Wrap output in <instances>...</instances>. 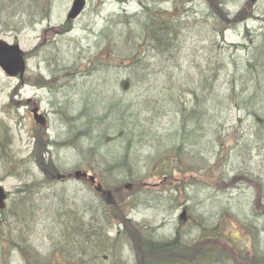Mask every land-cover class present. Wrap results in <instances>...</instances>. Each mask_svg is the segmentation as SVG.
Returning a JSON list of instances; mask_svg holds the SVG:
<instances>
[{"label":"trees","instance_id":"16d2710c","mask_svg":"<svg viewBox=\"0 0 264 264\" xmlns=\"http://www.w3.org/2000/svg\"><path fill=\"white\" fill-rule=\"evenodd\" d=\"M21 1L0 0V18L9 16L13 4L19 3V7ZM35 1L37 6L45 2ZM138 1L142 5L140 13L116 18L119 24L129 28L128 35L120 36L109 31L108 35L100 39V43H104V49L114 54L110 35L126 38L125 48L130 50L127 63L120 62V65H116L117 61L114 59H104L101 62V58L85 57L83 59L86 64L82 66L74 60L70 63L61 58L53 48L51 54L54 56L48 64L51 80L37 77L40 86H44L42 88H53L58 80L82 90L79 93L83 95L82 99L71 101L72 104L69 102L68 106H60L62 120L67 126L65 140L69 143L68 150L77 152L80 161L84 163L77 167L94 171L97 165L100 176L103 177V190L97 192L88 183L90 199L82 204L83 209L75 208L68 214L56 210L58 225L64 219L68 221L64 228V239L54 253L56 256H63V259L56 263L51 260L41 262L29 247L21 248L22 254L30 263L92 264L100 260L102 253L110 251V264H128L131 261L126 263L121 255L124 243L132 248L136 264H212L230 253L232 260L235 259L233 264H237L235 253L242 256V249L237 248L242 239L233 238L226 232L227 228L234 226L233 222L230 221L229 224V221H225L210 226L203 215L191 212V216L186 212L182 213L185 219L180 223L199 228L202 237H198V241L186 239L187 235L180 233L171 242L157 245L158 232H150L149 226L139 223L133 226L135 238H131L121 228L117 230L116 237H109L108 230L124 225V214L127 208L136 207L133 198L139 192L129 194L125 199L118 195L143 185L146 176L148 179L150 176H163L164 190L179 203V209L184 206L180 203L182 196L189 199V188L201 186L189 174L221 176L217 185L222 187V192L240 189L243 185L254 188L255 192L264 190L261 179L256 177L259 175L253 168L243 167L241 162L254 158L256 150L264 151V26L261 31H247L248 39L245 44L236 47V53L244 51L247 55V61L243 65L226 62L222 56V60L214 62V54L221 49L218 41L224 34L223 20L217 16L223 14L230 22L235 18L227 12L228 0H204L202 4L205 9L200 12L194 9L197 12L195 15H190L185 9L183 13L175 15L178 11L176 9L171 12L149 3L156 0ZM31 2L32 5L33 0ZM233 25L234 23L230 28ZM193 34L200 46L198 59L204 57L203 62H206V67H200V79L196 81L184 76L187 73L190 75L193 68L197 71L195 62L198 59L195 61V55L191 68L183 69L182 66L185 62L182 59L183 53L189 46L187 37ZM204 34L210 35L209 38L205 39ZM205 44L208 45L207 49L204 48ZM80 52L83 53V49ZM233 64L234 69H231ZM111 69L128 70V78L122 81L121 89L112 84ZM95 70L105 73L100 85H95L94 77L100 75L94 74ZM225 71L228 74L223 73ZM175 75L179 76L178 83L158 82L161 77L172 78ZM80 85L84 86V90ZM105 91L110 94L106 95ZM129 94L132 99H125ZM96 106H99V111ZM234 109L245 115L246 119L239 118L238 123L229 128V114ZM71 111L78 115H70ZM250 120L253 125L249 126V132H244V124H248ZM233 128L236 133L233 143L229 144V130ZM65 140H46L42 150L47 157L42 165L46 175L62 172L50 157L48 148L57 149ZM243 157L246 158L240 159ZM231 173H235L234 178L224 177L231 176ZM211 188L218 189L215 186ZM109 191L112 192L111 199L107 196ZM257 196L261 197V194L258 193ZM261 202L262 200L254 202L255 211H260ZM15 210L19 215L20 225L29 226V204L20 199V202H16ZM87 215H91L93 224H84ZM231 215L224 211L222 217ZM258 227L263 226L246 222L243 225L253 242L254 238L249 230H256ZM227 240L230 251H225ZM210 241H214L216 245L210 247ZM13 243L16 244L15 241ZM254 254L255 264L264 262V243L260 242L256 246ZM31 255H34L33 259ZM86 257H89V261ZM108 257L103 258V264Z\"/></svg>","mask_w":264,"mask_h":264},{"label":"rangeland","instance_id":"374dc122","mask_svg":"<svg viewBox=\"0 0 264 264\" xmlns=\"http://www.w3.org/2000/svg\"><path fill=\"white\" fill-rule=\"evenodd\" d=\"M157 1L160 0L149 1V3L171 12L176 9L178 11H174L175 15L179 12L183 13L184 9L190 15L197 14L196 10L200 12L205 9V5L202 4L204 0ZM138 2V0H88L85 13L69 28L65 27L68 26L66 18L73 0H45L41 6H37L35 0L32 5L31 0H22L19 7V3L13 4L9 10L11 11L9 16L0 18V40L9 44H18L22 50L29 54L27 57L28 70L23 80L10 78L0 69V182L13 195L8 204V211L5 214L0 213V264H33L34 262H28L29 260L22 254L21 248L24 247H29L28 249H31L41 262L51 260L52 263H56L63 259V256H56L54 253L57 252L58 244H61L64 239V228L68 221L64 219L60 223L61 225H58L56 210L59 209L62 210V213L68 214L75 208L83 209L82 204L90 199V192L89 186L85 183L74 179L62 181L57 176L62 174L68 176L70 173L74 174L75 171L83 170L96 174L103 181L97 165L94 171L82 166L77 167L84 163L80 161L77 152L68 150L69 143L65 140L67 126L62 120L60 106H65L69 101L82 99L83 95H79L82 90L78 87H70L67 83L65 84V81L58 80L55 87L42 88L44 86L41 87L37 81V77L45 80L52 78L48 66L54 56L51 54V50L54 48V52L61 58L67 59L70 63L74 60L82 66L86 64L83 59L85 57L101 58V62L104 59H114L117 61L116 65H120V62L127 63L130 50L125 48L127 46L126 38L109 33L114 54H110L104 49V43L101 44L100 39L108 35L109 31L120 36H127L129 28L119 24L116 18H120L121 15L140 13L142 5ZM226 7L229 15L232 14L235 18L230 22L218 11L220 15L217 18L221 17L223 20L224 34L218 41L221 49L216 51L213 61L217 62L222 56L226 62L243 65L247 61V55L244 51L236 53V47L245 44L244 42L248 39L247 31H261L264 26V0H228ZM115 19L116 21L113 22ZM233 23V27L230 28ZM209 36L204 34L203 37L208 39ZM187 41L189 46L185 50V54L183 53L182 59L185 61L182 65L183 69L193 66V57L195 55L196 61L200 50L197 37L194 34L188 36ZM207 47L208 45L205 44L204 48L207 49ZM81 49H83V53L80 52ZM229 57L230 59H227ZM203 61L204 57L203 59L200 57L198 62H195L197 71L195 72V68H193L190 75L187 73L184 76L189 79L194 78V81L199 80L200 67H206L204 65L206 62ZM234 65H231V69H234ZM111 71L112 84L118 85L121 89L122 81L128 78V70L111 69ZM95 73H100L94 77L95 85H100L105 73L99 70H95ZM223 73L228 74L226 71ZM178 77L176 75L172 78L161 77L158 82L173 81L178 83ZM63 84L65 85L62 86ZM82 88L84 90V86ZM105 93L106 95L110 94L106 91ZM124 98L132 99L130 94ZM96 108L99 111V106ZM35 109H39L40 113L48 118L46 126L42 127L36 124L33 116ZM69 114L78 115L77 112L72 111ZM239 118L246 119L240 111L232 110L229 114L228 127L235 126ZM252 125V120L248 124H244V132H249V126ZM235 133L234 128L229 130V144L233 143ZM58 139L60 142L64 140L65 142L61 143L57 149L49 147L48 152L62 172L46 175L42 165L47 157L42 150L46 140L57 141ZM253 157L248 162L241 160L242 166L253 168L259 175L254 174V176L261 179L264 184V151H254ZM244 158L246 157L240 159ZM226 168L229 170V167ZM234 174L231 173V176L224 177L232 179L235 177ZM188 176H191L201 186L189 188V199L182 196L180 203L184 206L180 209L179 203H176L174 198L164 190L163 176H150V179L146 176L143 185L130 191L121 192L118 195L121 199H125L129 194L139 192L133 198L136 207L134 209L127 208L124 214V225L108 230L109 237H116L117 230L121 228L126 230L131 238H135L136 234L132 232L133 226L139 223L149 226L150 232H158L159 238L174 240L182 233L187 235L186 239L198 241V237H202L199 228H191L185 223H180L185 219L182 213L186 212L191 216V212L195 215H203L210 226L219 225L225 221H229V224L233 222L234 226L227 228L226 232L233 238L242 239L237 246L242 249L240 252L242 256L235 253L236 263L255 264L253 256L256 246L260 242L264 243V190L255 192L254 188L243 185L240 189L222 192V187L217 185L221 176H213L208 173L189 174ZM214 186L218 188L217 191L211 188ZM23 190H27V192ZM258 193L261 194V197L257 196ZM20 199L31 207L29 226H21L19 223V215H17L15 206L16 202H20ZM259 200H262L261 209L255 211L254 202ZM33 201L34 203H32ZM224 211H228L232 215L226 218L222 217ZM84 220L85 225L93 224L91 215L85 216ZM245 222L263 226V229L258 227V229L255 228L256 230H249L254 242L250 239L248 232L243 229ZM14 241L16 244L13 243ZM209 245L213 247L216 243L210 241ZM121 247L123 260L126 263L130 260L131 263L128 262V264H136L133 260L132 248L126 246L125 243ZM228 248L227 240L225 251H230ZM111 255L110 251L102 253L100 260L98 259L96 263L92 264H103L104 257H108L104 264H110ZM121 255L119 259H121ZM32 256L34 255H31V259H33ZM86 258L89 261V257ZM232 258L230 253L226 258H221L212 264H233L235 259L232 260ZM35 264L40 263L35 261ZM259 264H264V262Z\"/></svg>","mask_w":264,"mask_h":264},{"label":"water","instance_id":"95a60500","mask_svg":"<svg viewBox=\"0 0 264 264\" xmlns=\"http://www.w3.org/2000/svg\"><path fill=\"white\" fill-rule=\"evenodd\" d=\"M87 6V0H74L70 13L67 16L68 21L78 19ZM0 68L11 78L20 79L24 78L27 70L26 54L21 49L20 45H13L0 40ZM34 119L37 124L45 126L47 119L43 115H39V110L34 111ZM76 178H88L92 182H96L95 175H89L88 173L77 171L75 173ZM98 191L102 190L101 185L97 188ZM8 194L3 186L0 185V210L6 208V201Z\"/></svg>","mask_w":264,"mask_h":264},{"label":"bare ground","instance_id":"6f19581e","mask_svg":"<svg viewBox=\"0 0 264 264\" xmlns=\"http://www.w3.org/2000/svg\"><path fill=\"white\" fill-rule=\"evenodd\" d=\"M70 103H71V101H69ZM67 103V106L68 105H70V103ZM72 104V103H71ZM73 106V105H72ZM172 240H169V239H164V238H158L157 240H156V243H157V245H161V244H163V243H165V242H171ZM160 248V247H159Z\"/></svg>","mask_w":264,"mask_h":264},{"label":"flooded vegetation","instance_id":"af4514ba","mask_svg":"<svg viewBox=\"0 0 264 264\" xmlns=\"http://www.w3.org/2000/svg\"><path fill=\"white\" fill-rule=\"evenodd\" d=\"M68 26H70V25H68ZM12 197H13V195H12V194H9L8 204H9L10 201L12 200ZM7 211H8V209H6V210H4V211H1L0 213H1V214H5Z\"/></svg>","mask_w":264,"mask_h":264}]
</instances>
